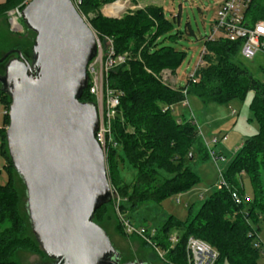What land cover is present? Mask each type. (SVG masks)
Returning <instances> with one entry per match:
<instances>
[{
	"label": "trees",
	"instance_id": "1",
	"mask_svg": "<svg viewBox=\"0 0 264 264\" xmlns=\"http://www.w3.org/2000/svg\"><path fill=\"white\" fill-rule=\"evenodd\" d=\"M24 1L0 3V24L5 23L0 25V48L8 44V51L20 50L31 60L35 35L24 26L23 34L28 39L14 41L12 45L8 37L13 34L5 18L7 11ZM117 1L81 0L78 8L79 15L93 30L103 56L106 58L112 49V59L124 60L113 65L105 79L108 88L120 94L119 106L111 121V138L116 148L108 149L105 161L110 187L119 202L118 212L115 200H111L94 212L92 223L108 237L112 232L138 243L148 256L139 258L150 264L153 261L187 264L185 248L189 237L212 247L218 253L216 264H264L261 260L264 250L255 246L254 241L260 227H264V83L238 64L241 42L206 38L200 57L202 63L195 69L193 81L188 79L183 87L168 86L160 75L164 70L174 73L183 62L185 53L171 46L182 33L171 34L174 24L158 6L129 10L118 19L101 14L104 6ZM246 17L252 23L264 22V0H253ZM262 61L258 73L264 81V55ZM89 85L88 78L79 102L95 105ZM248 92L253 94L249 109L258 132L242 143L224 167L222 177L228 189L215 190L196 210L189 206L185 221L170 216L153 233L139 227L145 230L147 241L136 235H125L118 220L120 215L128 221L129 214L144 204H160L188 192L199 182L190 169L194 157L201 163L210 160L194 120L182 114L176 117L174 107L189 97H195L204 106H227L232 101L244 100ZM0 105L3 108L0 157L4 162L2 171L7 175V182L0 186V264H23L24 257L29 255L47 260L32 233L23 182L8 156L5 132L10 98L1 90ZM126 168L135 172L130 183L121 176ZM242 175L249 179L251 201L243 197ZM231 193L239 196V204L231 199ZM173 236L177 240L174 245L171 244Z\"/></svg>",
	"mask_w": 264,
	"mask_h": 264
},
{
	"label": "water",
	"instance_id": "2",
	"mask_svg": "<svg viewBox=\"0 0 264 264\" xmlns=\"http://www.w3.org/2000/svg\"><path fill=\"white\" fill-rule=\"evenodd\" d=\"M22 23L35 35L31 61L17 50L1 57L18 60L5 65L0 90L10 98L5 141L32 233L57 264H116L105 261L118 253L92 223L113 194L95 140L97 109L79 102L97 38L70 0H30Z\"/></svg>",
	"mask_w": 264,
	"mask_h": 264
},
{
	"label": "rangeland",
	"instance_id": "3",
	"mask_svg": "<svg viewBox=\"0 0 264 264\" xmlns=\"http://www.w3.org/2000/svg\"><path fill=\"white\" fill-rule=\"evenodd\" d=\"M219 2L220 0H138L136 2L118 0L115 3L121 6L119 12L107 15L104 12V9L107 6L109 7L107 5L102 8L101 14L107 17L120 18L129 10L142 9L146 6L161 7L165 18L174 24V30L171 34L182 33L180 39L176 40V44L171 46L185 53L183 62L174 73L164 70L160 75L161 80L165 84L172 88H178L186 84L189 76L200 62L203 43L211 35L212 25L219 9ZM86 23L89 25L88 21ZM21 24L24 27L22 22ZM0 25H5V23ZM3 28L6 29V26ZM8 39L12 45H15L14 41L20 42L23 39H28V36L24 33L22 35L9 36ZM17 47L19 48V46ZM8 48V44L0 48V58L8 52ZM22 56L28 61L23 54ZM238 62L240 66L248 70L252 77L264 83L262 76L258 73V68L263 62L262 55H257L253 60H245L239 57ZM5 64L6 61H4L3 65H0V72L4 69ZM252 96V92H248L244 100L232 101L227 106L217 104L204 106L195 97H189L186 101V107L182 108L180 105L174 107L173 112L176 117L182 114L186 118L194 120L207 151H215L220 159L215 165L211 159L201 163L195 156L190 164V169L198 176V184L184 194L173 196L160 204H144L136 211L130 213L127 222L133 228L143 227L153 233L170 216L179 221H185L188 217L189 206H194V210H196L203 200L220 188L219 172L222 173L224 167L239 150L242 143L258 132L257 124L249 109ZM2 115L3 108L0 105V124ZM223 136L226 137L225 142L218 143L215 146L212 144L213 137ZM3 164V159L0 157V186L7 182V175L2 171ZM121 176L126 183H130L135 178V172L126 168L121 172ZM240 183L244 199L251 201L252 189L248 177L242 175ZM262 185L264 188V172L262 173ZM120 217H118V220ZM108 238H110L113 247L120 254H123V260L139 258L140 255H145V258L148 257L147 254H143L138 243L132 242L128 238H123L112 232H110ZM145 238L147 237L145 236ZM254 241L264 248L263 226L260 227ZM24 258L23 264H46V260H42L38 256L29 255ZM261 260L264 262V257ZM153 264L159 263L153 261Z\"/></svg>",
	"mask_w": 264,
	"mask_h": 264
},
{
	"label": "built area",
	"instance_id": "4",
	"mask_svg": "<svg viewBox=\"0 0 264 264\" xmlns=\"http://www.w3.org/2000/svg\"><path fill=\"white\" fill-rule=\"evenodd\" d=\"M4 1L5 0H0V3H3ZM252 1L253 0H220L219 9L212 25L211 35L207 38V40L213 41L214 39H225L230 42H241L240 56L245 60H253L257 55L263 56L264 22L252 23L246 17V13L250 8ZM29 2L30 0H25L21 5L5 13L9 31L13 35H22L24 32L23 25L21 24L22 12ZM70 2L78 13L81 0H70ZM81 18L86 22V19H84L82 16ZM108 53L109 55L105 58L103 56L101 46L97 40V53L92 61L88 64L86 70L90 83L89 94L95 98V106L98 114V125L95 132V140L103 152L105 161L108 149L110 147L116 148V145L112 143L111 138V121L116 115L120 96L119 93L108 88L105 79L108 70L113 65L122 64L124 61L121 57H118L116 60L112 59V49H110ZM201 63L202 62L200 59L199 64ZM194 73L195 70L189 76V79L192 81ZM183 93L185 94V91ZM181 105L186 107V101ZM225 141V136L212 138V144L214 146ZM208 154L211 161L217 165V162L220 158L216 152L213 150H208ZM219 184L220 188L228 189V186L223 180L221 172H219ZM231 199L235 204L240 203V198L236 193H231ZM112 200H115V209L118 212L117 207L119 202L114 192L112 194ZM119 221L125 235H136L146 240L144 229L133 228L129 222L121 218ZM176 241L177 240L174 236L171 237L172 245H174ZM255 243V246L261 247L259 243ZM261 248L264 250L263 247ZM185 251L187 264H216L218 259V253L212 247L194 237L188 238Z\"/></svg>",
	"mask_w": 264,
	"mask_h": 264
},
{
	"label": "flooded vegetation",
	"instance_id": "5",
	"mask_svg": "<svg viewBox=\"0 0 264 264\" xmlns=\"http://www.w3.org/2000/svg\"><path fill=\"white\" fill-rule=\"evenodd\" d=\"M12 51H14V50H10V51H8V52H12ZM7 52V53H8ZM24 58V57H23ZM17 61L18 60V57H17V55L16 54H14V53H11L7 58H6V64L8 63V62H10V61ZM28 61L30 62L31 60H29L28 59ZM5 64V65H6ZM109 240H110V238H109ZM111 242V241H110ZM111 245H112V243H111ZM112 247H113V245H112ZM114 248V247H113ZM115 249V248H114ZM116 250V249H115ZM117 251V250H116ZM117 253H118V258L116 259V258H114L113 256H109L108 258H106L105 259V261L107 262V263H113V262H115L116 261V264H150V263H148L147 261H144V260H142V259H140V258H128L127 260H123V254H120L118 251H117ZM118 260V261H117ZM58 263V261H55V260H52V259H49V258H47V260H46V264H57Z\"/></svg>",
	"mask_w": 264,
	"mask_h": 264
},
{
	"label": "bare ground",
	"instance_id": "6",
	"mask_svg": "<svg viewBox=\"0 0 264 264\" xmlns=\"http://www.w3.org/2000/svg\"><path fill=\"white\" fill-rule=\"evenodd\" d=\"M121 10V6L118 4V3H115L109 7H107L104 12L107 14V15H110L114 12H119Z\"/></svg>",
	"mask_w": 264,
	"mask_h": 264
},
{
	"label": "crops",
	"instance_id": "7",
	"mask_svg": "<svg viewBox=\"0 0 264 264\" xmlns=\"http://www.w3.org/2000/svg\"><path fill=\"white\" fill-rule=\"evenodd\" d=\"M182 108H184L182 105H180Z\"/></svg>",
	"mask_w": 264,
	"mask_h": 264
}]
</instances>
